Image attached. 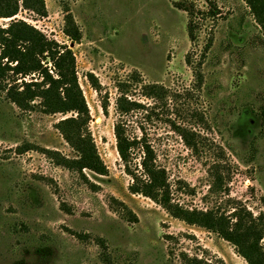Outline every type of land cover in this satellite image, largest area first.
Here are the masks:
<instances>
[{
    "label": "rangeland",
    "instance_id": "rangeland-1",
    "mask_svg": "<svg viewBox=\"0 0 264 264\" xmlns=\"http://www.w3.org/2000/svg\"><path fill=\"white\" fill-rule=\"evenodd\" d=\"M45 3L46 18L21 11L17 19L74 52L91 132L108 175L70 172L41 151L29 150L75 158L55 127L67 116L46 115L38 108L22 111L0 89V264H183V255L213 264H247L218 235L188 226L149 198L132 194L133 180L114 134L120 80L137 71L146 84L179 92L178 101H167L179 113L174 115L133 90L131 98L142 108L123 117L128 136L146 137L154 148L173 202L190 210L231 215L244 208L255 218L264 216V36L245 0ZM178 3L204 13L195 44L187 33L188 14ZM65 5L82 32L79 43L64 34ZM215 9L219 15L210 17ZM10 21L0 19V27ZM191 52L195 62L204 60L200 91L193 90V71L186 63ZM90 74L101 92L92 86ZM106 95L108 115L102 108ZM168 120L197 135L195 150ZM143 157L142 149L135 148L134 169L141 170ZM219 164L223 189L213 194V170Z\"/></svg>",
    "mask_w": 264,
    "mask_h": 264
},
{
    "label": "trees",
    "instance_id": "trees-1",
    "mask_svg": "<svg viewBox=\"0 0 264 264\" xmlns=\"http://www.w3.org/2000/svg\"><path fill=\"white\" fill-rule=\"evenodd\" d=\"M245 3L264 36V0H245ZM210 5L215 7L211 2ZM177 7L188 14L187 33L191 43L195 44L198 39L201 16L204 13L198 11L195 6L185 3H178ZM21 11H27L40 18L48 16L45 0H0V19L11 20L7 27H0V89L5 92L7 99L22 111L38 108L46 115L67 116L55 127L75 152L76 157L69 159L59 152L40 148H29V150L41 151L57 166L64 167L70 172L84 175V171L88 170L99 176H107L108 168L98 152L91 132L92 116L79 83L74 52L66 45L48 40L34 26L17 19ZM64 12V34L72 42L79 43L82 32L68 5L64 6ZM218 15L216 9L209 12L210 17L215 18ZM203 61L195 62L193 52L186 57V63L194 75V91H200L204 85V76L201 72ZM88 77L92 86L101 92L102 87L98 79L93 74ZM117 89L119 97L116 108L120 119L115 125L114 134L125 171L133 180L129 188L130 192L149 198L174 219L188 226L202 228L218 235L233 245L236 253L247 264H264L262 244L264 216L255 218L244 208H236L231 215H227L214 209L190 210L175 204L166 170L157 165L154 148L146 137L130 138L127 134L123 117L142 108L139 102L131 98L130 94L133 90L138 89L143 98L157 101L156 105H159L161 111L172 112L174 115L178 111L176 108L172 110L167 105V101L169 97H172L176 102L182 95L179 92H171L160 84H146L137 71L129 75L127 79L120 80L117 83ZM109 106V97L106 95L102 99V108L106 115H108ZM168 121L172 128L183 137L186 144L195 150L194 137L197 135L175 120ZM199 121H203V118ZM137 147H140L144 154L141 170L134 169L132 166L133 151ZM21 152H26V148ZM220 167L219 164L213 170L214 184L211 188L213 194H220L223 189L224 178L220 174ZM120 205L130 215H134L124 203ZM134 219L137 220L136 216ZM104 256H107L106 252ZM182 263L213 264L187 255L182 256ZM221 264L224 263L221 262Z\"/></svg>",
    "mask_w": 264,
    "mask_h": 264
}]
</instances>
